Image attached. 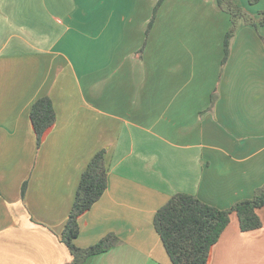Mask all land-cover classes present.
<instances>
[{
	"label": "crops",
	"instance_id": "1",
	"mask_svg": "<svg viewBox=\"0 0 264 264\" xmlns=\"http://www.w3.org/2000/svg\"><path fill=\"white\" fill-rule=\"evenodd\" d=\"M159 1L0 0V264H70L59 235L101 149L107 187L75 243L120 241L82 264H171L153 224L171 195L226 209L264 185V0H233L253 23L223 64L216 0H161L149 26ZM40 96L55 121L37 147ZM258 215L241 231L231 214L209 264H264Z\"/></svg>",
	"mask_w": 264,
	"mask_h": 264
},
{
	"label": "trees",
	"instance_id": "2",
	"mask_svg": "<svg viewBox=\"0 0 264 264\" xmlns=\"http://www.w3.org/2000/svg\"><path fill=\"white\" fill-rule=\"evenodd\" d=\"M160 1L153 9L149 26L153 22ZM216 2L220 9L229 14L231 20L223 42V64L228 55L229 40L238 20L242 18L249 23L253 21L233 0H216ZM256 2L257 0H249L251 4ZM259 23L264 24V15ZM214 99L213 94L212 101ZM29 118L38 147L55 121L51 99L48 96L38 97L30 107ZM105 152L104 149L97 151L82 171L71 209L59 235L60 241L70 252V264H82L89 256L103 253L120 241L114 233H108L86 247H79L75 243L80 231L79 217L91 208L107 187L108 167ZM24 190L25 183L21 189L22 195ZM262 207H264V185L256 188L251 198L237 201L226 209L207 204L195 195L178 192L171 195L156 210L153 224L171 264H209L212 246L228 225L230 215H236L241 231H250L261 226L258 209Z\"/></svg>",
	"mask_w": 264,
	"mask_h": 264
}]
</instances>
